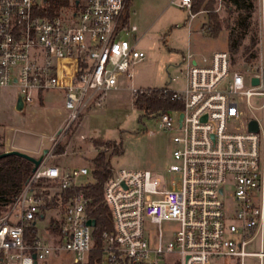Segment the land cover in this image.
Wrapping results in <instances>:
<instances>
[{
  "label": "built area",
  "instance_id": "1",
  "mask_svg": "<svg viewBox=\"0 0 264 264\" xmlns=\"http://www.w3.org/2000/svg\"><path fill=\"white\" fill-rule=\"evenodd\" d=\"M128 5L0 0V90L13 89L23 107L59 92L66 112L40 164L0 207V264H37L58 252L85 264L92 250L87 200L80 190L66 194L87 184L89 170L45 161L59 134L129 81L143 60L136 28L123 21ZM177 7L194 18L190 0ZM257 19L252 61L233 65L220 51L199 60L187 55L183 90L156 89L181 104L174 115H157L172 144L167 172L179 181L159 182L149 171L112 173L102 190L112 224L101 237L108 263L264 264V0H257ZM126 89L131 97L138 91ZM251 98L261 101V124L248 114ZM162 224L172 230L165 244Z\"/></svg>",
  "mask_w": 264,
  "mask_h": 264
},
{
  "label": "rangeland",
  "instance_id": "2",
  "mask_svg": "<svg viewBox=\"0 0 264 264\" xmlns=\"http://www.w3.org/2000/svg\"><path fill=\"white\" fill-rule=\"evenodd\" d=\"M214 1V12L225 17L222 0ZM179 2L129 0L128 23L136 28L139 38L136 48L144 54V58L132 68L129 81L123 80L119 89L105 93L99 105H90L73 125L59 134L58 145L63 147V151L60 155L47 157V164L67 169H89L88 161L96 153L91 142H114L120 145L121 153H105L113 174L119 170L149 171L152 178L159 182L178 183V176L167 172L172 163L170 134L160 127L158 113L145 115L142 110L133 107L131 93L126 87L142 91L166 88L180 92L184 88L183 62L187 55L199 60L213 52H226V31L222 29L216 36H211L206 29L207 15L200 11L189 20L188 10L177 7ZM254 19L256 12L251 20ZM43 102L44 105L34 103L17 111L14 109L13 90H0V153L9 143L25 150L36 149L39 142L45 149L50 147L49 137H54L58 130L54 132V127L66 112L59 92L46 93ZM248 105L249 116L261 124L260 99L251 98ZM167 111L172 115L175 113L174 110ZM90 181L89 175L82 180L86 183ZM40 225L37 223L36 227ZM161 231L165 244L171 240L172 230L169 225L162 224ZM155 234V226L150 227L151 237ZM72 259L70 253L58 252L46 256L37 264H73ZM95 264L110 263L104 255H100ZM246 264L255 263L249 259Z\"/></svg>",
  "mask_w": 264,
  "mask_h": 264
},
{
  "label": "trees",
  "instance_id": "3",
  "mask_svg": "<svg viewBox=\"0 0 264 264\" xmlns=\"http://www.w3.org/2000/svg\"><path fill=\"white\" fill-rule=\"evenodd\" d=\"M190 1L192 14L202 11L207 15L206 29L211 36H216L222 29L226 31V52L233 65L238 62L249 63L255 58L257 0H222L225 17H220L214 12V0ZM255 12L256 20H251ZM123 21L126 22V20ZM131 102L134 108L142 110L145 115L178 110L181 107L180 102L170 99V94L158 96L156 89L138 90L131 97ZM91 143L96 151L93 158L88 161L91 181L85 186L72 188L66 193L68 196L79 190L82 191L87 200V217L93 222V250L89 252L85 264H95L99 260L100 248L103 244L102 234L112 229L110 213L102 201L103 185L112 175V169L105 153L107 151H110L109 155L121 153L120 145L114 142L93 140ZM62 151L63 147L57 145L52 154L60 155ZM32 170L33 165L19 156L6 155L0 158V207L17 194Z\"/></svg>",
  "mask_w": 264,
  "mask_h": 264
},
{
  "label": "water",
  "instance_id": "4",
  "mask_svg": "<svg viewBox=\"0 0 264 264\" xmlns=\"http://www.w3.org/2000/svg\"><path fill=\"white\" fill-rule=\"evenodd\" d=\"M252 83L255 84L256 83V80H253ZM22 108H23V106H22V103H21L20 98L19 97H16L14 109L17 110V111H20ZM251 125H253V123H250V129L252 127ZM46 153H47V149H44L41 152V155L38 158H34V157L29 156V155H27L25 153L12 150V151H5V152L0 153V158L4 157L6 155H16V156H19L21 158H24V159L28 160L33 165V170H34L40 164V162L42 161V159H43V157H44V155ZM87 225L93 226V222L87 223Z\"/></svg>",
  "mask_w": 264,
  "mask_h": 264
},
{
  "label": "crops",
  "instance_id": "5",
  "mask_svg": "<svg viewBox=\"0 0 264 264\" xmlns=\"http://www.w3.org/2000/svg\"><path fill=\"white\" fill-rule=\"evenodd\" d=\"M126 21L128 22V20H126ZM5 90H13V89H5ZM13 93H14V95H15V100H16V94H15V91H14V90H13ZM47 93H48V92H47ZM45 94H46V93H44L41 97H39L38 102H36L37 104H42V105H44V102H43V96H44ZM40 101H41V102H40ZM33 104H34V103H33ZM14 105H15V104H14ZM63 119H64V117H62V118L59 120V122L56 124V126L54 127V132L59 128V126H60V124L62 123ZM5 143H6V142H5ZM44 149H45V148H44V146H43V143L41 144L40 142H39L37 148L34 149V150L18 149V148H15L14 146H12V145L9 143V145L6 144V148L4 149L3 152H5V151H12V150H15V151H19V152L25 153V154H27V155H29V156H32V157H33V155H37V156L34 157V158H38V157L41 155V152H42Z\"/></svg>",
  "mask_w": 264,
  "mask_h": 264
}]
</instances>
